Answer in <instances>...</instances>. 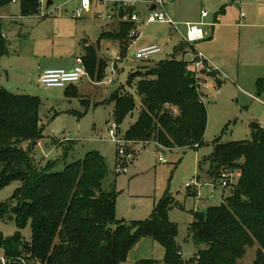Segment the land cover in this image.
Here are the masks:
<instances>
[{
    "label": "trees",
    "instance_id": "1",
    "mask_svg": "<svg viewBox=\"0 0 264 264\" xmlns=\"http://www.w3.org/2000/svg\"><path fill=\"white\" fill-rule=\"evenodd\" d=\"M20 1L21 16L38 12L37 0ZM10 2L0 0V9ZM130 27L120 23L116 32L102 31L99 39L115 36L128 44ZM7 51L0 21V59ZM175 51L194 52L193 46L181 41ZM82 58L89 76L103 77V63L96 60L93 47H86ZM186 66L187 61L176 60L173 54L144 73L130 74L129 81L138 78L136 93L141 109L124 134L126 141L153 142L168 150L203 144L206 108ZM109 100L114 102L118 127L133 110L134 100L118 90ZM39 105L37 96L13 94L0 85V187L18 182L11 198L0 204V219L14 221L17 228L11 236L0 233L3 255L14 261L24 256L27 264H34L30 263L33 259L41 264H120L140 239L150 238L164 248L165 263L184 264L175 239L177 226L167 216L175 205L168 191L154 203L148 219L118 220L115 179L104 187L108 168L98 151H88L82 159L64 163L62 169L57 166L65 161L68 147L63 160H36L35 147L43 137ZM202 161L208 162L209 180L217 179L224 169L239 170L240 177L220 204L191 213L189 237L195 245L205 246L198 251L195 263L264 264V128L251 130L250 140H215L212 152ZM27 223L31 231L28 242L20 233ZM248 248L255 249L254 258L243 263ZM14 261L9 264H20Z\"/></svg>",
    "mask_w": 264,
    "mask_h": 264
},
{
    "label": "rangeland",
    "instance_id": "2",
    "mask_svg": "<svg viewBox=\"0 0 264 264\" xmlns=\"http://www.w3.org/2000/svg\"><path fill=\"white\" fill-rule=\"evenodd\" d=\"M65 1L53 0L52 8L64 4ZM165 1L167 11L170 14L172 11L174 16H171L177 21L199 22L200 11L204 10L208 13V16L201 20L204 24L212 21L217 14L221 16V23H237L239 20L247 21L253 12V5L249 0H174L173 4ZM253 1L259 3V12L264 14V0ZM20 2L15 0L0 9L2 30L8 42L7 54L0 59V85L10 93L37 96L40 99L38 115L43 137L35 147L36 160H63L64 148L68 147L65 161L57 166V169H62L64 163L82 159L88 151H98L104 157L108 168L104 187L108 188L115 179L118 192L115 215L118 220L148 219L154 203L164 191H168L178 203L177 206L169 208L167 216L177 226L175 239L180 247L181 258L184 264H196L194 259L198 251L205 249V246L195 245L189 237L188 229L193 220L191 213L195 205L198 207L194 212H199L206 210L208 206L220 204L223 196L216 190L213 199L206 200L204 204H195L191 189L185 186V182L193 177L198 178L200 182L209 180L206 174L208 162L202 160L212 152L215 140L222 143L250 140L249 124L255 122L260 127L264 126V95L257 94L255 87L252 88L253 74L249 71L251 68H238L242 78L236 81L229 75L222 77L220 73L217 77L220 82L211 75L207 77L209 72L202 75V79L211 84V88H202L205 94L203 103L207 122L201 146L168 150L153 142H130L125 148L129 157L125 154L122 159L124 170L116 172L117 147L107 139L110 124L116 122L114 102L109 100L113 91L127 93L134 100L133 110L118 123L120 136L124 138L125 132L137 120L141 109L136 93L138 78L134 77L129 81L130 74L135 71L144 73V69L154 67L158 61L173 54L176 60L182 58L188 61L193 52L189 51L182 56L181 51H175L179 36L172 33L166 24L149 23L139 28L141 35L134 38L133 43H128V52L150 45H156L161 51L148 61H142L123 49V56L112 74L110 59L114 57L111 52L115 46L110 45L103 50L98 47L96 51V42L102 24L105 23L93 17L92 11L80 18H73L71 11L78 5V0L67 2L62 11L58 9L53 15L42 10L29 16H21ZM64 9L68 11L64 13ZM241 13L244 17H241ZM110 29L116 32V29ZM206 31L205 38L193 44V50L204 55L206 51L211 52L219 60L218 57L232 38L227 33L230 29L215 26L212 37H209L207 29ZM241 32L239 52L244 59H249L252 55V37L256 29L241 28ZM106 37L114 42L120 39L115 36ZM101 43L106 44L103 41ZM87 44H95V55L98 52V56L102 58L103 74L107 77H84L71 87L45 88L39 84L38 77L43 71L42 68L51 67L55 62L66 61L77 55H84L82 45ZM222 59L223 57H220L221 61ZM258 75H264V72ZM108 78H112L111 83L103 82V79ZM17 187V181L0 187V204L8 201ZM202 192L206 193V189H202ZM226 195L228 191L225 192ZM16 230L14 221L0 219L2 235L11 236ZM30 232L27 223L20 230L24 241L30 240ZM253 253L254 248H248L241 262H251ZM163 257L164 248L159 243L150 238H142L120 264H141L140 260H154L152 264H167ZM35 263L41 264L39 260Z\"/></svg>",
    "mask_w": 264,
    "mask_h": 264
},
{
    "label": "built area",
    "instance_id": "3",
    "mask_svg": "<svg viewBox=\"0 0 264 264\" xmlns=\"http://www.w3.org/2000/svg\"><path fill=\"white\" fill-rule=\"evenodd\" d=\"M15 0H12L14 2ZM47 0H37L38 12L44 10L46 14L53 15L56 10L62 9L65 4L71 0H66L64 4L52 8L53 3L46 8ZM78 5L71 11L73 18H80L85 13L93 12V7H99L98 11H94V16L97 20L104 23H128L131 27L127 33V38L130 43L134 38H138L141 33L138 31L142 25L149 23H161L166 24L170 27L171 32L179 36L180 41L187 45L193 46L194 43L201 41L205 38V30L203 26H206L203 22H190V21H177L167 11L165 0H78ZM65 13L67 12L66 9ZM63 10V11H64ZM62 11V10H61ZM207 12L202 10L201 17L207 16ZM212 25V24H211ZM128 51V48H127ZM161 50L156 45H150L138 48L131 51L132 56L135 59L148 61L153 55L159 53ZM119 57L111 61L112 74L115 70L114 65L118 62ZM186 61V60H185ZM186 68L190 70L195 78L197 84V90L202 94L201 100H203L202 88L209 89L211 84L207 83L205 79H202V75L207 72L210 73V65L206 55L200 51H194L191 58L187 61ZM208 73V74H209ZM88 72L85 68L82 56H76L74 58V64L69 68H48L42 71L38 77V82L45 88L51 87H67L72 85L84 77H88ZM213 78L217 79V75L212 74ZM112 78L103 79L105 83H111ZM264 128V126H263ZM107 138L112 143H115L117 147V161L115 164L116 172L124 170L122 159L125 158V148L131 141H126L118 133V127L116 123H111L108 128ZM129 157L128 154H126ZM240 177V171L235 169H224L219 173V176L215 180L199 181L198 178L193 177L192 179L185 182V186L191 189L192 197L196 203H203L208 199L214 198V192L219 190L221 197L224 199L225 192L228 194L235 189L238 179ZM202 189H206V193L202 192ZM195 205L194 210H197ZM193 210V211H194ZM13 258H6L3 253L0 254V264H9ZM15 261L20 264H27L28 261L24 256L15 258ZM14 261V262H15ZM33 259L30 263H35Z\"/></svg>",
    "mask_w": 264,
    "mask_h": 264
},
{
    "label": "crops",
    "instance_id": "4",
    "mask_svg": "<svg viewBox=\"0 0 264 264\" xmlns=\"http://www.w3.org/2000/svg\"><path fill=\"white\" fill-rule=\"evenodd\" d=\"M168 1H169V3L171 2L172 4L174 2V0H168ZM249 1L253 5V12H252L251 16L248 17L247 21L239 20V21H237V23H234V22H228V23L223 22V23H221V21H222V20H220L221 16H219L217 14V15H214V18L212 19V21L206 22V26H205L206 28H204L205 36L207 35V31H206V29H207L209 34H210L209 37H212L215 26L217 28L222 27V26L228 27V29H230V31H227V33H229V35L232 36V38L230 39L229 45L225 49H223L221 55L218 57L219 60L216 59V55H214L211 52L206 51V57L208 59V63H209L210 68H211L210 73L209 74L207 73V77L209 75H212V74L217 75V77H218V74L220 73V75L222 77L229 75V76L233 77V79H235V81H236V80H238V79L240 80L242 78L241 75L239 74L238 68L248 67V68H251L249 71H251L253 74V80L250 79L253 81L252 82V88L255 87V91L257 94H260V95L263 94L264 95V83H261L259 81V80H264V75H258L260 72H264V14H261L259 12V9H258L259 3H254L253 0H249ZM99 9H101V8L93 7V12H92L93 17H95L94 11H98ZM170 11H171V9H170ZM201 11L199 14V18H200L199 22H203V21H201L203 19L201 17ZM63 12L65 13V10ZM171 14L173 15L172 11H171ZM207 16H208V14H207ZM223 16H224V14H223ZM206 17H204V18H206ZM241 17H244V14L241 13ZM185 21H187V20H185ZM217 21L219 23H216ZM180 22H183V21H180ZM101 28H102L101 32L102 31H104V32L112 31L113 32V30H111L110 28H114V29H116L115 31H117L119 28V24H117V23H105V25L102 24ZM241 28L256 29V32H254L253 37H252V39H253V45L251 46V50H252L251 54L252 55L249 59H244V57L242 55H240V52H239V48L241 47V45L239 44L240 36H241L240 34L242 33ZM218 30L220 31V28ZM218 30L216 31L217 33H218ZM99 37H100V34H99L97 42H96V45H97L96 51H97L98 47L100 48V50H103L104 48H108V46H110V45L111 46L114 45L115 49H113L111 54H112V56H114L113 58H115V56H118L119 60H121V57L123 56L121 51L123 50V47H124V50L127 51V45L128 44L123 39H119L118 42H114V40H112L111 38H107L106 36L102 37L101 39H99ZM102 41L106 42V44L104 45L103 43H101ZM179 42H180V40H179ZM255 42H256V44H255ZM93 46H95V44H87V45H82V48L85 52L86 47H93ZM127 53H129L132 56L131 51L130 52L127 51ZM181 53L183 56L187 53V51H184ZM77 56H83V55H77ZM75 57L69 58L66 61L55 62V63H53V66L44 67L41 70H45L48 68H69V67H72L74 64V58ZM220 57H223V59H222L223 61L220 60ZM97 58H99V59H97ZM113 58L110 59V64H111V61ZM101 59L102 58H100L98 56V52H97L96 53V60L98 62L99 61L101 62L102 61ZM116 64L114 65V68H116ZM230 64H232V65H230ZM104 76L107 77L106 74H103V77ZM216 80L220 82L219 78H217ZM204 96H205V94H203V97ZM38 144H40V142H38ZM253 255H254V253H253Z\"/></svg>",
    "mask_w": 264,
    "mask_h": 264
},
{
    "label": "water",
    "instance_id": "5",
    "mask_svg": "<svg viewBox=\"0 0 264 264\" xmlns=\"http://www.w3.org/2000/svg\"><path fill=\"white\" fill-rule=\"evenodd\" d=\"M52 3H53V0H47L46 1V8H48V6L51 5ZM258 126L259 125L257 123H255V122H252V123L249 124L250 129L253 130V131L256 130L258 128ZM174 204L176 205L177 202L175 201ZM178 249H180V247H178Z\"/></svg>",
    "mask_w": 264,
    "mask_h": 264
}]
</instances>
